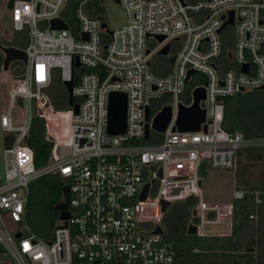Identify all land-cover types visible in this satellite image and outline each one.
Wrapping results in <instances>:
<instances>
[{
  "label": "built area",
  "instance_id": "2783aa9c",
  "mask_svg": "<svg viewBox=\"0 0 264 264\" xmlns=\"http://www.w3.org/2000/svg\"><path fill=\"white\" fill-rule=\"evenodd\" d=\"M102 1L15 0L9 11L11 30H27L29 42L22 48L25 70L15 77L0 118L5 135L14 136L0 173V264H176L162 227L164 202L194 198L190 223L199 236H231L235 203L247 195L257 208L263 202L261 190L243 188L229 202H206L202 171L234 169L243 150L264 147V136L225 127L226 99L264 86V0H119L127 22L111 34L98 11ZM231 11L234 22L223 28ZM54 19L69 28L51 29ZM168 43L173 64L159 55ZM173 46L178 49L171 52ZM158 56L166 59L154 68ZM56 83L65 92L61 108L51 95ZM197 87L206 89V121L199 131H181L180 106L193 103ZM113 92L127 96L125 133L109 131ZM164 98L172 118L158 132L152 121L164 106L154 114L152 104ZM42 99L58 115L45 125L49 161L37 167L28 140ZM16 108L24 111L19 120ZM46 174H58L69 187L68 218L59 217L51 237L28 223L31 183Z\"/></svg>",
  "mask_w": 264,
  "mask_h": 264
},
{
  "label": "trees",
  "instance_id": "16d2710c",
  "mask_svg": "<svg viewBox=\"0 0 264 264\" xmlns=\"http://www.w3.org/2000/svg\"><path fill=\"white\" fill-rule=\"evenodd\" d=\"M71 5L70 8L75 6ZM15 33L16 39L7 41L6 44L25 48L29 42L28 31ZM192 87L193 85L189 84L188 92ZM51 95L57 107L61 108L66 105L63 90L52 92ZM244 99L243 93L226 99L225 127L229 130H242L246 136H264V125L258 124L253 118L240 116V109L249 107L247 103H243ZM28 143L35 151L37 167L47 164L51 154L52 142L45 138L44 122L39 115L34 117ZM63 186L64 182L58 174H46L31 183L28 215L37 210L38 223L35 224L34 230L41 236L51 237L54 231L59 216L56 206L67 200ZM245 189L253 191L259 188L248 186ZM259 190H261L263 199L259 207L264 212V186ZM195 202L194 198L180 202L179 205L182 206L179 212L171 218L169 215L165 217V224L168 226L167 237L172 241L177 251L176 264H206L208 261H213L215 264H245L243 255L239 252L240 245L243 244L242 240L253 242L252 238L258 233L262 234L263 239L260 242V256L256 264H264V221L259 226L258 222L250 217L259 208L255 207L253 196L247 195L244 200L235 203L231 236L188 234L187 228L191 222L190 207L193 208ZM245 232H247L246 237H242Z\"/></svg>",
  "mask_w": 264,
  "mask_h": 264
},
{
  "label": "rangeland",
  "instance_id": "374dc122",
  "mask_svg": "<svg viewBox=\"0 0 264 264\" xmlns=\"http://www.w3.org/2000/svg\"><path fill=\"white\" fill-rule=\"evenodd\" d=\"M8 0H0V43L7 45V41L16 39V33L14 31L6 29V16L8 14L7 9ZM98 11L100 18L107 22L110 29L123 26L127 22L126 12L123 7L115 0H103L98 5ZM70 20L73 18V13L70 14ZM153 40L149 41L150 46L153 44ZM10 46V45H7ZM178 47L173 46L171 52H174ZM5 54L0 48V74L3 73L1 81V98H0V118L1 115L7 112V108L10 103L9 89L14 84V79L21 74L26 67L25 62L16 61L13 62L9 70H3V61ZM164 61V57H155L153 60V67H157V62ZM5 71V72H4ZM61 87L58 83L53 86L52 92L60 90ZM245 99L243 103H247L249 107L240 109L239 113L241 117L253 118L258 124L264 125V89H257L243 93ZM240 101V100H239ZM169 101L164 98L158 101H154L152 104V112L155 114ZM233 105V104H232ZM231 105V107H232ZM37 114L44 122V126L47 121L53 122L57 117V110L54 109L50 100L42 99L37 102ZM15 112L18 113V120L23 117V109L16 108ZM68 121V125H69ZM46 129V126H45ZM5 132L1 127L0 122V173L4 169V143ZM260 137V136H257ZM62 152V151H61ZM60 152V153H61ZM68 149L63 150L62 155H67ZM262 188L264 186V147L248 148L241 152L238 160V165L234 169H216L206 168L202 171V188L204 193V199L209 203H225L232 200L233 191L237 188L246 187ZM180 202L172 204L166 211V216L173 217L182 205ZM191 219L193 216V208L190 207ZM38 212L34 210L28 215V223L34 229L35 224L38 223ZM168 218V219H169ZM258 222L260 226L264 221V212L261 208H258L257 216L253 219ZM59 221V216L56 221V225ZM167 234L168 226L162 225ZM56 228V226H55ZM54 228V229H55ZM247 232L243 233L242 237H246ZM253 242L249 240H242L243 244L240 245L239 252L243 255V261L245 264H256L260 256V242L263 239L261 233L255 235L252 238ZM251 239V240H252ZM250 242V243H249ZM255 247V251L247 252V247ZM206 264H215L213 261H208Z\"/></svg>",
  "mask_w": 264,
  "mask_h": 264
},
{
  "label": "water",
  "instance_id": "95a60500",
  "mask_svg": "<svg viewBox=\"0 0 264 264\" xmlns=\"http://www.w3.org/2000/svg\"><path fill=\"white\" fill-rule=\"evenodd\" d=\"M15 0H8L7 2V9H8V14L6 16V29L10 30L12 21H11V16L9 14V11L13 8ZM29 1V0H27ZM116 2H119V0H115ZM230 18L225 22L223 25V28L227 25L233 24L234 22V13L233 11L230 12ZM104 27H108L107 22H103ZM69 26L68 24L62 20V19H54L51 21V29H68ZM222 28V29H223ZM109 33H112V30L109 28L108 29ZM165 39L164 36H159V40L163 41ZM170 45L171 43H168L164 48H162L159 51V55L168 57L170 53ZM0 48L2 52L5 54V58L3 61V70H9L10 66L13 62L16 61H23L27 62V54L26 52L19 47L16 46H7L4 44H0ZM168 60L170 61L171 64L174 63L175 61V55L168 57ZM80 62L77 59L76 60V66L79 65ZM244 70L247 72L248 71V64H245ZM194 71L191 70L189 73V76L193 73ZM66 86L69 90L70 93V103H73V98H72V89H73V82L68 81L66 82ZM260 89H264V86H262ZM206 98V89L204 87H197L193 90V103L190 106H180L179 110V115H178V120H177V126L178 129L181 131H199L201 129L202 123L206 121L207 117V112L206 109L201 106V101ZM76 111H78L79 106H75ZM109 131L111 133H125L126 132V127H127V96L125 93L122 92H113L110 95V100H109ZM172 118V107L170 105L164 106L160 112L157 113V115L154 117L152 121V127L158 131V132H164L170 123ZM146 119L149 121L150 119V108H147V113H146ZM149 127L150 124L147 122L146 124V135L145 138L149 137ZM207 129V125H204V130ZM14 140V136L12 134H6L4 136V143L5 147L9 148L11 147L12 143ZM148 188L149 184L146 185L145 190L141 196L142 199L146 198L147 193H148ZM63 192L65 195L68 194L69 192V187L68 186H63ZM68 204V200L65 202H61L57 204L56 209L60 212V218L61 219H66L68 218V211L66 210ZM170 206L169 202H164L163 203V210H167ZM156 232L158 233H163V229L161 227H157ZM187 233L191 235L197 234V227L193 223H190L187 228ZM17 236H20L18 234ZM255 247H247V252L250 251H255Z\"/></svg>",
  "mask_w": 264,
  "mask_h": 264
},
{
  "label": "crops",
  "instance_id": "0c3cea01",
  "mask_svg": "<svg viewBox=\"0 0 264 264\" xmlns=\"http://www.w3.org/2000/svg\"><path fill=\"white\" fill-rule=\"evenodd\" d=\"M163 64H164V67L167 69L168 68V65L165 64V62H163ZM2 76H3V73L0 74V98H1V81H2Z\"/></svg>",
  "mask_w": 264,
  "mask_h": 264
},
{
  "label": "flooded vegetation",
  "instance_id": "af4514ba",
  "mask_svg": "<svg viewBox=\"0 0 264 264\" xmlns=\"http://www.w3.org/2000/svg\"><path fill=\"white\" fill-rule=\"evenodd\" d=\"M165 59H166V58H164V60H165ZM66 197H67V200H68V199H69V195L67 194ZM67 200H66V201H67Z\"/></svg>",
  "mask_w": 264,
  "mask_h": 264
}]
</instances>
